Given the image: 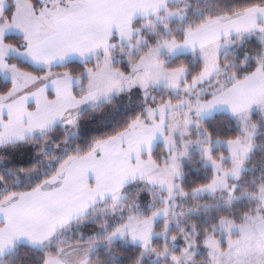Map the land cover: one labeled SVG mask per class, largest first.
Listing matches in <instances>:
<instances>
[{
	"label": "snow or ice",
	"instance_id": "1",
	"mask_svg": "<svg viewBox=\"0 0 264 264\" xmlns=\"http://www.w3.org/2000/svg\"><path fill=\"white\" fill-rule=\"evenodd\" d=\"M0 264H264V0H0Z\"/></svg>",
	"mask_w": 264,
	"mask_h": 264
}]
</instances>
